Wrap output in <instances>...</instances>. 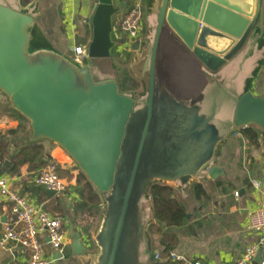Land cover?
Returning <instances> with one entry per match:
<instances>
[{"label":"water","instance_id":"95a60500","mask_svg":"<svg viewBox=\"0 0 264 264\" xmlns=\"http://www.w3.org/2000/svg\"><path fill=\"white\" fill-rule=\"evenodd\" d=\"M11 1L0 0V92L27 123L25 142L63 150L100 200L91 247L74 230L72 256L154 264L152 187L186 192L216 181L229 137L248 127L264 136V97L253 91L264 63V0H144L145 31L126 66L115 64V22L127 3L94 1L90 38L76 56L42 36L37 0ZM125 69L140 92L120 89Z\"/></svg>","mask_w":264,"mask_h":264},{"label":"crops","instance_id":"0c3cea01","mask_svg":"<svg viewBox=\"0 0 264 264\" xmlns=\"http://www.w3.org/2000/svg\"><path fill=\"white\" fill-rule=\"evenodd\" d=\"M94 1L37 0L35 8L38 11L42 36L49 44L67 55L72 54L75 47H83L90 38V28L85 23V19L91 14ZM116 1L119 4L127 3V6L129 2V0ZM11 3L16 5L15 0ZM116 23L117 20L115 25ZM144 31L143 29V34ZM131 45L120 42L116 57L122 56L129 61ZM259 58H262V52L247 62L240 77H247L254 67L253 63ZM236 72L237 68L232 75ZM253 91L258 96L264 97V63L254 82ZM21 120L23 119L9 108L7 98L0 92V141L3 137L11 144V156L17 154L20 148L27 144L23 138L28 132V125L25 131L11 134L21 125ZM260 135L263 136L261 132ZM41 144L50 160H54L60 170H73V173L77 174L73 162L63 150L48 143ZM4 163L2 168L6 169L9 162L5 167ZM218 166L224 169V177L199 184L207 198L198 200L195 197L194 186L186 192L174 190L175 199L184 207L189 218L185 217L184 223L179 227L164 229V232L177 238L176 247L172 251L175 255L188 260H198L201 264H234L243 254L246 246L257 240L256 234L246 229V213L256 208L264 210L263 147L248 146L239 132L233 134L222 149ZM2 174L10 179V187L16 194L27 198L34 205L41 206L34 192L37 186L34 184L33 175L26 167L17 175L8 172ZM63 180L67 185L66 192L60 195L58 200L53 198L63 208L61 217L65 234L63 258L59 259L58 254L51 250L45 236L42 237V245L45 256L53 261L51 264H78L70 251V235L74 230H78L89 247H91V235L88 237L76 225L74 210L79 197L74 189L75 180ZM253 181L258 183V187L253 186ZM235 193H238V197L234 196ZM0 209L4 216L8 212V205L0 202ZM1 241L0 236V264H27V255L18 243ZM153 247L158 249L154 242ZM259 253L260 260H264V249Z\"/></svg>","mask_w":264,"mask_h":264},{"label":"built area","instance_id":"2783aa9c","mask_svg":"<svg viewBox=\"0 0 264 264\" xmlns=\"http://www.w3.org/2000/svg\"><path fill=\"white\" fill-rule=\"evenodd\" d=\"M144 0H129L128 6L117 19L116 32L120 42L131 45L143 35ZM73 53L81 55V48L75 47ZM58 164L50 160L46 167L34 179V184L45 190L54 191L59 195L66 192V182L60 178ZM253 186L258 183L253 181ZM238 197V193L234 194ZM0 202L8 205L7 222L2 224L0 214L1 242L18 243L27 255V264H51L53 261L45 256L42 237L45 236L48 245L63 258L65 234L62 219L53 216L41 206L32 204L27 198L19 196L10 187V179L0 171ZM246 229L256 234L257 240L246 246L243 254L234 264H253L257 254L264 249V210L256 208L246 213ZM170 258L181 264H201L198 260H188L173 252ZM258 264H264L261 260Z\"/></svg>","mask_w":264,"mask_h":264},{"label":"trees","instance_id":"16d2710c","mask_svg":"<svg viewBox=\"0 0 264 264\" xmlns=\"http://www.w3.org/2000/svg\"><path fill=\"white\" fill-rule=\"evenodd\" d=\"M120 89L124 92L135 91L137 84L129 77L124 76L120 82ZM27 124L21 120V125L11 132L18 134L26 130ZM242 139L248 146L263 147L264 136L254 127H248L239 131ZM11 144L1 137L0 141V171L1 173H10L17 175L21 169L26 167L27 171L32 173L35 179L39 173L46 167L50 157L46 154L45 148L41 143L24 144L19 152L14 156L10 155ZM9 162L6 169H3V163ZM60 178L71 181L75 180V191L79 201L75 207L76 225L79 230L88 237L93 228V223L97 217L100 200L93 191L92 187L86 182L85 178L79 173L74 174L73 170H60ZM195 197L199 200L207 198L202 186L197 184L193 188ZM34 192L42 208L53 216H63L62 206L54 201L46 191L40 187H35ZM154 207V224L150 227V235L155 246L160 250L158 259L154 264H181L174 262L170 258V253L176 247L177 238L174 235L164 232L165 228L179 227L185 221L186 212L184 207L175 199L173 188L164 185H154L150 192ZM1 211V209H0ZM1 214V212H0Z\"/></svg>","mask_w":264,"mask_h":264},{"label":"rangeland","instance_id":"374dc122","mask_svg":"<svg viewBox=\"0 0 264 264\" xmlns=\"http://www.w3.org/2000/svg\"><path fill=\"white\" fill-rule=\"evenodd\" d=\"M119 19H120V17H119ZM118 19V20H119ZM116 62L117 63H115L116 64V66H118V65H124V66H126V65H128V58H126V59H124V58H122V56H120V57H116ZM122 76H127L126 74H127V71H126V69L125 70H123L122 71ZM121 80L122 79H120V82H121ZM132 80V79H131ZM135 82V81H134ZM136 83V82H135ZM137 84V83H136ZM140 90H141V86L140 85H138L137 84V89L135 90V92H140ZM98 217V216H97ZM97 217L95 218V220H94V223H93V228H92V231H93V229L95 228V226H96V222H97ZM91 231V232H92ZM91 235V234H90Z\"/></svg>","mask_w":264,"mask_h":264}]
</instances>
